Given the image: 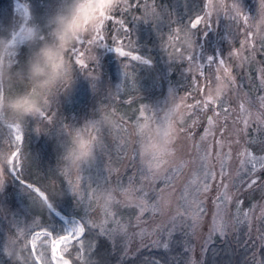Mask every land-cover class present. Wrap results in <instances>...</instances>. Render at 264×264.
Wrapping results in <instances>:
<instances>
[{"label": "rangeland", "instance_id": "rangeland-1", "mask_svg": "<svg viewBox=\"0 0 264 264\" xmlns=\"http://www.w3.org/2000/svg\"><path fill=\"white\" fill-rule=\"evenodd\" d=\"M18 2L26 3L30 9L32 22L43 26L47 17L56 9L59 0H0V35H7V29L23 15L16 11ZM146 2L151 4V0H146ZM224 2L230 5L232 0H224ZM240 3L249 16V24L245 26L242 20L232 21L224 11L214 9L211 17L213 25L204 27L202 24L198 26V29L192 30L195 33L193 38L199 46V50L193 55H197V59L205 65L210 56L225 59L232 68L237 86L244 93L255 97L264 95V87L260 83L262 73L258 71L264 69V41L261 40V36H264V24H261L259 0H240ZM122 4L123 0H120L109 15L115 19L125 20L132 37V48H136L141 56L150 59L151 63L131 62L128 69L129 75H125V64L128 60L114 51L115 45L110 40L111 37L117 35L123 38L119 26L113 20H108L104 24L106 46L76 44V47L85 51L83 58L89 66L87 69L75 64V57L70 51L66 54L68 65L71 64L67 81L58 86L54 95L47 97L48 104L44 109L46 116H51V120L41 116L27 118L21 127L23 140L19 144L22 179L45 190L52 199L55 211L49 212L47 209H41L32 200V194L25 185L9 172L5 164V186L0 190V249L3 248L7 238H16L17 229H24L27 233L28 229L34 227V222H37L40 226H49L55 231L62 232L85 216L86 212L85 219L91 221L90 226L99 230L100 227L110 229L116 227L111 222L104 224L105 216L100 206L94 205V210L88 211L86 200L80 204L77 203V198L69 190L67 177L64 175L59 160L63 148L70 142L69 133L72 134L76 129L83 131L90 129L92 122L97 121L101 113L113 116L117 125L126 127L129 131L127 153L121 165L115 167L111 163L110 146L107 142L112 140L113 134L110 129L98 126L101 131L93 132V134L102 137L104 143L97 149V161L81 171L80 195L84 194L89 184L93 187L96 184L104 185L105 178H107V186L115 189L114 195L119 203L112 205L111 210L116 213V218L127 227L129 234L127 237L114 236L123 239L122 255L124 258L134 257L144 248H159L160 246L153 245V241L168 242L176 231H186L191 238V244L188 245L189 264L193 262L201 264L212 242L218 237L229 235L240 226L247 227L254 237L264 239V217L260 216V206L264 205V186H253L252 189H248L246 184L242 183L247 179L243 172L233 175L229 183V191L234 194V199L233 203L228 206L224 217L225 234L223 236L217 232L208 241L214 211L213 199L219 187L217 182L212 184L210 192L199 197L204 199L207 209V216L204 217L202 225L192 233L189 228L190 221L178 218L175 221L176 227H172L170 219L175 215L177 208L184 203L180 200L184 185L199 165L198 163L188 165L179 179L175 180L174 192L168 189L165 183V178L170 174L169 165H164L165 173L162 176L155 175L150 183L145 175L147 169L139 156V137L136 135L134 122L141 105H147L149 114L156 112L160 119L179 105L178 113L173 116L177 127V139L173 149L178 158L190 160L195 156V152L190 149L194 143L200 141L207 123L198 109H188L185 105L202 100L203 96L207 95L208 88L204 89L203 96L199 90L193 91L190 74L186 72L187 62L175 60V49L181 48L183 39L175 45H169L168 36L171 35L172 28L183 27L196 15L202 14L204 0H156L159 17L150 20L131 18L143 16V5L126 12L121 9ZM250 29L254 33H260L259 36L253 37L254 48L244 43ZM91 35L90 30L83 40L86 42ZM125 50L130 49L125 48ZM237 51L241 53L239 57L234 55ZM29 55V49L22 46L19 55L13 57L16 66L24 65ZM261 55H263L262 59ZM90 57H96L97 61ZM89 71L91 75H88ZM215 84L216 82L213 81L211 87ZM27 90H29L28 83L17 82L11 88L6 89V93L15 95ZM32 90L46 95L39 93V90L34 87ZM189 92H192L191 96H188ZM182 98L186 99L182 100ZM224 99L228 100L232 108L237 107L236 94L231 88L221 100ZM121 104L125 108H120ZM211 112L212 106L210 105L207 114L210 115ZM122 117L124 121H127L126 125L122 122ZM227 123L228 130L224 132V137H228L232 130L231 121ZM181 128L187 131L180 132ZM216 131L219 133V128ZM189 132L192 133L191 139L188 138ZM14 135V129H9L7 124L0 120V154L9 155L11 151H14L16 147ZM249 135L255 136L257 133L249 129ZM247 147L256 155L264 154V144L251 143ZM239 150V145H232L233 159L230 161L232 173H236L238 168L236 153ZM257 176L264 178V170L258 172ZM161 189L165 191L162 193ZM144 192H147L146 197L143 196ZM192 195L196 196V193L193 192ZM140 199H143L147 209L138 227L139 208L135 205ZM237 199L244 201L241 213L252 205L257 206L255 213L250 214V225L242 215L240 216L242 223L233 218ZM158 200L159 207L153 210L152 206ZM126 201H130L131 206L126 204ZM141 228L147 230L142 236L139 235ZM153 229H157L154 235L152 234ZM160 229L164 231L161 232ZM36 230L40 228L37 227ZM125 245L127 246L126 255ZM60 248L62 249L63 245ZM37 255H41L38 264L47 263L44 259L47 258L49 252L47 249H41L39 242L37 243ZM25 260L26 264H37L30 257H25ZM0 264H12V261L8 260L2 251H0Z\"/></svg>", "mask_w": 264, "mask_h": 264}, {"label": "snow or ice", "instance_id": "snow-or-ice-1", "mask_svg": "<svg viewBox=\"0 0 264 264\" xmlns=\"http://www.w3.org/2000/svg\"><path fill=\"white\" fill-rule=\"evenodd\" d=\"M141 5L144 6V13L142 17H131L133 19H156L159 17V13L156 9V0H151V4L147 3L146 0H123V4L120 6L123 11L130 12L133 8H139ZM224 11L232 21L239 22L242 20L243 24L247 26L249 24V16L245 13L240 0H232L231 4H225L224 0H204V10L202 14H198L194 19L189 20L187 24L183 27L172 28L171 35L168 36L169 45H175L177 42L184 40L185 38H193L195 33L192 30L198 29V26L202 25L204 27H209L213 25L211 17L213 15V10ZM259 10L261 13V24H264V0H259ZM16 11L22 13L25 19L30 18V9L26 3L17 4ZM108 20H113L116 25L119 26L120 32L123 34V38L119 35L111 37V43L115 45L114 51L120 56L127 58L128 63L125 64V75H129V67L131 62H141L143 64H150L151 60L145 58L138 54L136 48H132V37L129 32L128 27L124 19H115L111 15H103L100 22L93 26L91 29L92 35L85 42L83 39L78 41L76 44L86 43L88 46L104 47L105 43V28L104 24ZM203 27V28H204ZM115 31V29H114ZM260 33H254L251 29L246 34V40L244 41L249 47H255L253 37L259 36ZM16 33H12V38L15 39ZM261 40L264 41V36H261ZM127 41V43H125ZM76 44L69 50L71 54L75 57V64L79 65L81 68L87 69L89 66L85 63V51L76 47ZM129 48L130 50H125ZM184 51L180 48L175 49ZM237 57L241 55L239 51L234 53ZM90 59L97 61L96 57H90ZM183 61L187 62L188 67L186 72L190 74L191 87L193 91L199 90L200 94L203 96L204 89L211 88L212 82L215 81H226L231 90L236 94L237 107L232 108L229 105L227 99L219 101H209L206 96H203L202 100H196L194 104H186L188 109H198L202 114L203 118L206 120L207 127L204 129L203 135L200 137V141L192 145L190 151L195 152V156L192 159H184L176 157L175 150L168 155L164 160V165H169L170 174L165 178V183L168 189L172 192L175 191L174 182L178 180L181 174L185 171L189 164L198 163L199 167L194 170L184 185V190L180 196V200L184 203L177 208L176 213L170 219L172 227L175 228V221L178 218H182L185 221H190V231L194 233L198 227L203 223V219L207 216V209L205 207L204 199L199 197L211 191L212 184L217 182L219 184L216 196L213 199L214 211L212 214L211 225L209 229L208 241L211 240L212 235L217 232L221 236L225 234V223L224 217L227 214L228 206L233 203L234 194L229 191V183L232 176L243 172L246 174L247 179L242 181L246 184L248 189H252L253 186L261 187L264 186V178L257 176L258 172L264 170V154L256 155L254 154L247 145L251 143L264 144V95H257L255 97L250 96L248 93H244L238 86L235 76L232 74V68L227 64L225 59L208 57L207 65L200 62L197 59V55L185 54ZM13 62H16L13 60ZM71 67V64H69ZM207 68V71H206ZM262 73L260 77L261 86L264 87V69H259ZM88 75H91L89 71ZM2 91V89H0ZM171 94V93H170ZM192 92L188 93L191 96ZM243 97V99H241ZM186 98H182L184 100ZM212 106V112L208 115V110ZM179 105L175 109H172L168 114H166L162 119L158 118L156 112L149 114V109L147 105H141L139 107L138 115L135 117L134 127L143 123H165V124H175L173 116L178 113ZM41 117L51 120V116L41 113ZM122 122L126 125L127 121L121 118ZM228 121H231L232 130L229 132L228 137H224V132L228 130ZM255 125V127H253ZM9 129H14V142L16 147L14 151H11L8 156L12 157V165L9 167V172L20 182L25 185L26 189L36 198V201H52L50 195L42 190L41 187L35 186L33 183H29L22 179L23 172L21 170V150L19 144L23 140V134L21 128H13L7 125ZM121 125H116L114 128H119ZM219 128V133L216 129ZM249 129L257 133L255 136L249 135ZM127 131V128H124ZM84 131L89 134L99 133L101 129L98 127L97 122H92L90 129H85ZM180 132L187 131L181 128ZM71 135V133H69ZM188 138H192V133H188ZM211 138V139H210ZM243 138V139H241ZM236 144L240 146V150L236 153V159L238 161V168L236 173L230 171V161L233 159L232 145ZM226 149V150H225ZM140 156V153H139ZM16 157H19L20 164L17 165ZM171 158V159H169ZM73 173H75L73 175ZM65 177H67V184L69 185L70 192L77 198V203L80 204L82 201H87L88 211L94 210L93 206H100L101 211L105 216L104 224L111 222L115 225V228L100 227L99 235L107 236L114 240L115 235H124L127 237L128 230L127 227L116 218V213L111 210L112 205L119 203L114 195L115 189L107 186V178H105L104 185L96 184L93 187L91 184L87 185L84 194L80 195L81 187V172H72L70 170L64 171ZM146 179L151 183L155 178V175L147 170ZM165 190L161 189L163 193ZM103 192H109L112 194L111 202L105 206L98 204V197ZM195 192L196 196L192 193ZM34 194V195H33ZM143 196H147V192L143 193ZM244 201L237 199L235 201L236 211L233 214V218L238 222L242 223L240 216L242 215L245 220L251 222V213H255L256 205H252L250 208L243 210L241 213V206ZM126 204L131 206L130 201H126ZM139 208V215L137 216V226L139 227L142 223L141 217L144 211L147 209V205L140 199L136 205ZM159 207V200L152 209L155 210ZM47 210L49 212L55 211L54 205H50ZM87 212L85 216L81 217L79 220L75 221L69 226L68 229L58 232L49 226H40L37 222H34V227L27 230L17 229V236L15 238V243H19L21 254L27 253L30 258L37 262L40 261L41 255H37V243L39 242L41 249H47L49 252L48 259L52 264H70L68 259H65L64 254L69 253L70 248L76 247L75 259L78 261H84L85 244L82 237H84L86 228L90 231L91 225L90 220H86ZM260 216L264 217V205L260 206ZM260 218V217H257ZM39 227L40 230H36ZM145 228L140 229L139 235L146 233ZM157 229H153L152 234L156 233ZM161 232L164 229H160ZM75 241V245H73ZM206 241V243L208 242ZM63 245L61 249L60 246ZM153 245L160 246L165 249L169 247L167 241L154 240ZM115 246V244H114ZM91 249V244L88 246ZM206 250V249H205ZM2 251V249H0ZM43 254V253H41ZM127 254V246L125 245V255ZM24 256V255H22ZM194 264V262H193Z\"/></svg>", "mask_w": 264, "mask_h": 264}, {"label": "clouds", "instance_id": "clouds-1", "mask_svg": "<svg viewBox=\"0 0 264 264\" xmlns=\"http://www.w3.org/2000/svg\"><path fill=\"white\" fill-rule=\"evenodd\" d=\"M120 0H59L56 9L49 15L42 26L22 15L16 23L7 29V35H0V120L13 128H21L29 117L40 116L48 104V96L54 95L58 86L67 81L69 65L66 54L78 41L97 25L103 15L111 13ZM15 32V39L12 33ZM27 47L30 55L24 65L17 67L13 57L19 55L21 47ZM181 48L175 52V60L182 61L185 54L199 50L195 38H185ZM180 48V49H181ZM27 82L38 94L29 88L15 95H8L6 89L15 83ZM230 89L223 80L208 90L206 98L215 102L221 100ZM98 126L114 128L116 119L101 113ZM139 137V153L144 167L154 175L162 176L166 168L164 160L173 150L177 139L176 124L143 122L136 127ZM104 143L102 137L76 129L70 135V142L59 156L62 170L81 172L85 167L97 161V149ZM13 158L0 154V190L5 186L4 165L11 167ZM19 166V157H16ZM98 204L105 206L111 202L112 194L103 192L97 198ZM41 209H47L52 201H36ZM15 237L6 239L2 252L12 264H25L20 246Z\"/></svg>", "mask_w": 264, "mask_h": 264}, {"label": "trees", "instance_id": "trees-1", "mask_svg": "<svg viewBox=\"0 0 264 264\" xmlns=\"http://www.w3.org/2000/svg\"><path fill=\"white\" fill-rule=\"evenodd\" d=\"M260 58L262 59L263 55ZM28 88H32V86L28 84ZM119 107L125 108L123 104ZM106 128L110 129L113 134L112 140L107 141L110 146L111 163L115 167H119L127 153L130 134L128 130H124L123 126ZM89 227L91 230L86 228L85 235L82 237L85 244L84 261L75 259V246L70 248L69 253L64 254L71 264H189L188 245L191 244V238L186 234V231H176L168 240L169 247L167 249L163 247L144 248L134 257L124 258L122 238L114 237L113 240L107 236L99 235V229ZM89 244H91L90 250ZM23 255L26 258L30 257L27 253H23ZM48 256L44 261L50 264ZM201 264H264V239L254 237L249 233L247 227L240 226L229 235L218 237L212 242Z\"/></svg>", "mask_w": 264, "mask_h": 264}]
</instances>
